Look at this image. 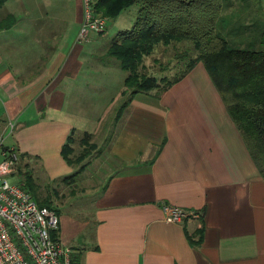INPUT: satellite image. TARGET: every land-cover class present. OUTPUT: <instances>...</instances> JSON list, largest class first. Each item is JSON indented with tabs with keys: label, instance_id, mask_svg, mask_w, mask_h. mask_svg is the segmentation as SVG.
Returning <instances> with one entry per match:
<instances>
[{
	"label": "crops",
	"instance_id": "crops-1",
	"mask_svg": "<svg viewBox=\"0 0 264 264\" xmlns=\"http://www.w3.org/2000/svg\"><path fill=\"white\" fill-rule=\"evenodd\" d=\"M82 10L81 0L0 8V139L60 196L53 239L72 264H264V178L204 65L161 96L137 94L117 121L127 74L108 56V24L80 44ZM71 134L74 149L91 135L93 162L113 170L86 206L51 189L77 171L62 155ZM165 204L201 216L167 223Z\"/></svg>",
	"mask_w": 264,
	"mask_h": 264
},
{
	"label": "trees",
	"instance_id": "trees-1",
	"mask_svg": "<svg viewBox=\"0 0 264 264\" xmlns=\"http://www.w3.org/2000/svg\"><path fill=\"white\" fill-rule=\"evenodd\" d=\"M7 1L0 0V8ZM133 6L138 8L133 26L118 32L108 49V56L127 74L122 93L124 101L116 120L122 117L137 94L156 92L161 96L195 65L202 63L264 178V50L232 47L228 38L219 32L224 0H97L96 10L108 19H116ZM242 21L231 26L228 36ZM237 30L242 32L243 29ZM181 42L192 43L195 56L192 57L189 50L178 55L179 62L186 61V68L178 75L159 79L142 71L145 58L159 45L169 47ZM74 141L71 134L62 150L65 160L77 167L76 172L64 179L69 185L86 171L90 163L85 160L98 148L87 134L81 140V153L75 156ZM25 167L23 186L40 207L55 209L50 198L42 199L34 172Z\"/></svg>",
	"mask_w": 264,
	"mask_h": 264
},
{
	"label": "built area",
	"instance_id": "built-area-1",
	"mask_svg": "<svg viewBox=\"0 0 264 264\" xmlns=\"http://www.w3.org/2000/svg\"><path fill=\"white\" fill-rule=\"evenodd\" d=\"M84 19L80 42L106 31L108 18L96 10L97 0H81ZM0 264H72V250L52 237L60 218L54 209L40 207L16 173L19 155L5 150L0 139ZM167 223L182 224L201 212L163 205Z\"/></svg>",
	"mask_w": 264,
	"mask_h": 264
},
{
	"label": "rangeland",
	"instance_id": "rangeland-1",
	"mask_svg": "<svg viewBox=\"0 0 264 264\" xmlns=\"http://www.w3.org/2000/svg\"><path fill=\"white\" fill-rule=\"evenodd\" d=\"M224 0V11L222 13V17L219 21L218 30L219 32L226 36L230 41V45L232 47L237 48H246L252 50H264V0L263 3H259L260 5H255L253 7H249L247 5L246 0ZM250 1V0H249ZM261 1V0H260ZM137 6L131 7L128 11L124 12L123 15L120 17V21H117L116 25H114L115 21L111 20L108 23V31L109 35L106 37L108 40V46L111 44L113 38L115 37L116 33H118L119 28L122 29H130L136 19L137 15ZM253 10L261 11L260 15L257 16L258 13L249 14V12ZM231 11H235L234 13ZM242 12L248 13L250 16H253L254 19L250 22H244L237 25V28H242V32H239L236 29L231 30V36H227L228 30L234 25L237 21H240L243 17ZM129 18V19H127ZM84 19V11L82 10V20ZM248 21V20H245ZM256 21V22H255ZM253 25V27L251 26ZM119 27V28H118ZM260 28V30L258 29ZM238 34V35H236ZM85 41H82L80 44L83 45ZM161 46V47H160ZM163 45H159L158 47L161 49ZM155 49L153 54L144 60L145 66L144 73L148 75L155 76L157 78L163 75V78L166 76L170 79L174 77L176 74L178 75L179 72L183 71L186 68V61L179 62V59H176L178 55H184L187 50L191 51V56H195V52L193 50V45L190 42H181L175 43L170 45L169 47H164V51H160V49ZM115 60V59H113ZM157 60V63L154 61ZM116 61V60H115ZM161 64V65H160ZM118 74H124L121 70L118 71ZM118 84L117 87L114 89H119L121 87V80L119 85V78L116 76L115 79ZM113 116V115H112ZM110 120V119H109ZM7 139V138H6ZM12 137L7 139L6 146H11L12 144ZM8 148V147H7ZM77 152L75 156H78L81 151L82 147L79 144L76 145ZM95 153V152H94ZM92 156V155H91ZM95 157H89L85 160V162H91L90 166L86 169V171L79 175L76 179L77 182L69 185L67 183H56L52 184V188H56L57 194L60 195L61 193L67 194L68 191H64L69 187V191L74 192L77 195L76 199H70L71 201L77 202L79 205H88L89 201H91V196L93 193L102 191L109 180V177L112 175L113 170L112 168H108V164H102L101 161H94ZM2 161V156L0 155V162ZM104 162V161H103ZM23 162H19L16 167V173H14L18 178L23 180L22 173L26 171V168L23 167ZM77 168V167H76ZM34 172V170H33ZM35 173V172H34ZM35 179L37 180V185L40 188V196L43 197L42 199H47L46 195H51V200L53 202H61L60 196L55 197L51 194L50 188L47 183L44 182V175L41 172L35 174ZM45 186L48 187V190L45 189ZM60 187V188H59ZM64 189V190H63ZM90 193H86V192ZM86 193L81 195L82 193ZM69 197L66 195L65 200Z\"/></svg>",
	"mask_w": 264,
	"mask_h": 264
}]
</instances>
